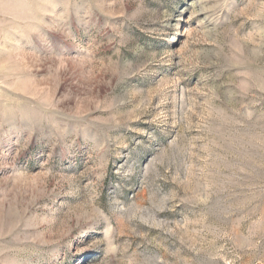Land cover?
Wrapping results in <instances>:
<instances>
[{
	"label": "rangeland",
	"instance_id": "374dc122",
	"mask_svg": "<svg viewBox=\"0 0 264 264\" xmlns=\"http://www.w3.org/2000/svg\"><path fill=\"white\" fill-rule=\"evenodd\" d=\"M0 264H264V0H0Z\"/></svg>",
	"mask_w": 264,
	"mask_h": 264
}]
</instances>
